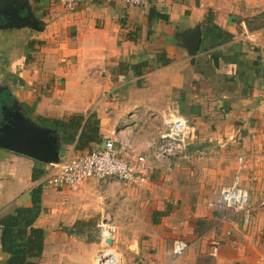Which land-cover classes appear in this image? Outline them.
I'll use <instances>...</instances> for the list:
<instances>
[{
  "label": "crops",
  "instance_id": "obj_1",
  "mask_svg": "<svg viewBox=\"0 0 264 264\" xmlns=\"http://www.w3.org/2000/svg\"><path fill=\"white\" fill-rule=\"evenodd\" d=\"M236 1L229 12L221 0H81L72 11L53 0H0V14L35 22L5 27L0 16V110L49 130L57 162L109 137L125 158L146 154L151 165L133 188L88 179L74 190L42 189L52 163L0 146V264L10 258L2 220L19 208L34 215L24 238L31 228L41 235L40 253L24 264H97L108 244L99 235L103 212H88L84 199L97 189L142 205L132 212V237L116 225L108 245L127 264H264V25L247 21L264 12V0ZM208 12L220 38L204 35ZM172 113L196 136L186 156L166 154L160 164L149 145ZM73 114L96 118L98 141L79 149L80 129L66 143L47 120ZM236 176L250 196L247 223L219 196ZM176 237L188 242L177 257Z\"/></svg>",
  "mask_w": 264,
  "mask_h": 264
},
{
  "label": "built area",
  "instance_id": "obj_2",
  "mask_svg": "<svg viewBox=\"0 0 264 264\" xmlns=\"http://www.w3.org/2000/svg\"><path fill=\"white\" fill-rule=\"evenodd\" d=\"M63 5L67 10H74L81 0H53ZM129 6L144 7L148 0H121ZM196 128L188 119L178 113H172L166 122V131L156 149H153L157 163L166 161V154L179 152L186 156L185 147L195 138ZM126 156V155H125ZM127 157V156H126ZM169 169V165H167ZM51 171L40 182L42 189H58L67 187L77 189L88 179L114 180L125 188L141 186L147 182L151 169L146 154H136L130 159L124 157L121 149L113 138H106L96 148L70 156L61 162L52 163ZM220 199L233 212H241L244 223H247L250 208V196L246 188L242 187L236 176L231 184L222 186L219 192ZM264 204L263 201L260 202ZM100 237L104 241L110 238L113 242L116 236V225L102 220L99 223ZM107 244V243H106ZM109 244H107L108 246ZM188 248V242L176 237L172 242V254L177 257ZM109 249H107L108 251ZM97 256V264H108L106 252ZM118 264H122V261Z\"/></svg>",
  "mask_w": 264,
  "mask_h": 264
},
{
  "label": "trees",
  "instance_id": "obj_3",
  "mask_svg": "<svg viewBox=\"0 0 264 264\" xmlns=\"http://www.w3.org/2000/svg\"><path fill=\"white\" fill-rule=\"evenodd\" d=\"M211 14L208 12L204 23V35L213 34L220 38V28L212 22ZM225 36L229 34L223 32ZM44 119V118H43ZM53 129L59 130L64 135L66 143L74 141V137L80 129L77 137L76 147L83 148L90 141H98L97 128L98 121L96 118L87 117L84 122L82 114H73L66 119H50ZM34 215L26 208H19L14 215L7 216L2 220L4 225L2 230V245L6 252L10 254L7 264H24V260L34 250L37 253L41 251V235L40 230L31 228L30 236L24 238L25 227L30 225ZM23 227V228H22ZM25 235V234H24ZM32 236V237H31Z\"/></svg>",
  "mask_w": 264,
  "mask_h": 264
},
{
  "label": "water",
  "instance_id": "obj_4",
  "mask_svg": "<svg viewBox=\"0 0 264 264\" xmlns=\"http://www.w3.org/2000/svg\"><path fill=\"white\" fill-rule=\"evenodd\" d=\"M0 16L2 19L8 18L4 24L5 27L17 26L22 23L30 27L35 25V22L28 17L21 18L23 19L21 23L15 21L12 12L3 11ZM8 112V114L3 113V108L0 110V146L27 154L43 162H57L58 146L49 130L38 127L15 110L11 109ZM105 242L109 245L112 244L110 238H107Z\"/></svg>",
  "mask_w": 264,
  "mask_h": 264
},
{
  "label": "rangeland",
  "instance_id": "obj_5",
  "mask_svg": "<svg viewBox=\"0 0 264 264\" xmlns=\"http://www.w3.org/2000/svg\"><path fill=\"white\" fill-rule=\"evenodd\" d=\"M223 1V3L221 4V7L223 8H227V10H229V12H234V10L237 8L236 4H238V2L236 0H221ZM244 3H240V7H244L243 5ZM249 19L247 20L249 22V25L251 23L250 26L252 27H259L260 25H264V12H260L257 15H252L250 17H248ZM1 119V118H0ZM107 181L108 180H104ZM97 189V188H96ZM98 190V189H97ZM95 191L89 195H87V197H85L84 199L87 200L88 204L87 209L88 212H90L91 210L94 211V213L97 212V210L100 209L99 213L102 211L103 212V216L102 218H100V221L105 220L108 221L109 223H113L117 226H119V230L117 232V234L119 235V231L121 230V232H128V238L132 237V229L134 230V222L138 223V221L132 220L133 218V211H136L138 209L141 208L142 205L136 204V202H133L132 200H127L126 202L120 203V201H122L121 199L118 200L117 196H113L111 194H106V191L104 190H98ZM118 194V193H117ZM128 205V206H127ZM133 209V210H132ZM108 213H110L111 215H109ZM112 216V217H111ZM130 219H129V218ZM123 223V224H120ZM117 244V243H116ZM107 249H111L113 250L115 253H118L119 258L122 261V264H127V260L126 258H124L120 251L118 250V248L115 247H109V246H103L102 247V252L107 251Z\"/></svg>",
  "mask_w": 264,
  "mask_h": 264
},
{
  "label": "bare ground",
  "instance_id": "obj_6",
  "mask_svg": "<svg viewBox=\"0 0 264 264\" xmlns=\"http://www.w3.org/2000/svg\"><path fill=\"white\" fill-rule=\"evenodd\" d=\"M106 256H107L108 264H118L119 262H121V259L119 258L118 253H115L111 249H109L106 252Z\"/></svg>",
  "mask_w": 264,
  "mask_h": 264
}]
</instances>
